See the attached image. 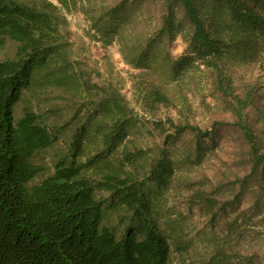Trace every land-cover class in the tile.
<instances>
[{"label":"trees","instance_id":"1","mask_svg":"<svg viewBox=\"0 0 264 264\" xmlns=\"http://www.w3.org/2000/svg\"><path fill=\"white\" fill-rule=\"evenodd\" d=\"M71 13L83 15L94 45L117 47L118 77L162 132L160 145H144L119 81L103 82L79 57ZM178 38L185 52L175 57ZM263 54L264 0H0V264H173L176 252L191 264H255L264 90L247 75L264 70ZM203 86L230 119L192 123L190 96ZM36 88L49 98L17 117ZM162 111L175 116L156 119ZM223 129L241 142L232 166L212 176L205 163ZM186 132L196 142L182 153L172 146ZM60 141L67 148L46 174L37 155ZM171 198L196 208L203 225L163 209Z\"/></svg>","mask_w":264,"mask_h":264},{"label":"rangeland","instance_id":"2","mask_svg":"<svg viewBox=\"0 0 264 264\" xmlns=\"http://www.w3.org/2000/svg\"><path fill=\"white\" fill-rule=\"evenodd\" d=\"M68 17L71 24V30L73 32L77 45L76 52L79 57L88 61L91 66L99 69L100 73L102 74L101 80L103 82L107 79H110L111 77H113V80L119 81V83L121 84L120 88L123 95L127 97V100L131 103L132 107L136 109L137 114H139L138 117L141 121L140 123L144 125L142 131V141H145L144 145L147 146L148 143L153 147L160 145L163 141L162 132L154 127V125L152 124V117L140 110V108L135 104L132 89L129 88L130 84L127 83L125 79L118 77L120 71L125 74V67L120 65L117 56H114L116 54L115 52H117V47L111 46L108 50H106V52L104 49L94 45L85 37L83 33L84 29L87 27L83 15L78 13H71ZM15 47L16 46L14 44L10 43L7 50L11 54H13L15 52ZM171 52L175 57H180L184 54L185 44L180 38H178L173 43V46H171ZM107 53L110 55V62L112 63V66L114 65L113 71H110L107 65V62L109 60L103 59L102 61H100V58H102L103 56L106 58L105 55ZM259 68V66L255 67L253 76H247L249 79L253 78V80H256L260 77V83L261 86H263L262 89L264 90V70H260ZM207 95V90L203 86L194 90L190 96V103L195 112V117L191 118V121L192 123H197L202 128L209 127L212 123L213 118L224 117L226 119H230L231 117L229 114H224L220 109H217V107L214 106L213 100L211 98L208 97V100L205 101ZM38 97H43L45 101L49 98V93L46 89L44 90V88H36L34 90L26 91L24 93L22 101L18 104L16 116L20 117L25 109L34 108L37 105ZM167 116H175V113L172 111H162L156 116V119L164 120V118ZM169 130L170 128L166 127L165 131ZM218 137V144L215 147V153L214 155H211V158L205 163L207 173L212 176L214 175V172L216 170L221 171L229 166H232L234 158L233 155L238 151L241 142L240 135L237 131L223 129L220 134H218ZM195 142L196 139L194 135L190 132H186L181 137L173 141L172 147L184 153L192 149L193 145H195ZM66 148L67 144L64 141H60L55 145L54 148L48 149L46 152L37 155V162L43 164L47 168L46 174L53 172L56 155L60 152L65 151ZM186 170H188L191 175L195 174V171L193 169ZM243 207L244 209H246L248 207L247 203H245ZM163 209L169 211V213L182 212L186 215L191 216V219L194 220L197 227H201V225H203L202 219L199 217L196 208L188 210V208L179 200L176 201L171 198L168 202L165 203V207H163ZM109 216L111 224L115 225L118 223L119 220L116 214L110 213ZM255 225L257 231H262V235H259L261 237L259 239V245H256V242L252 240V243L256 246L257 249H262V255L256 260L255 264H264V224ZM119 228H121L120 230H122L123 224H121ZM254 240H257V238ZM248 241H250V239H248ZM173 264L191 263L189 262V258L187 257V255L176 252L173 254Z\"/></svg>","mask_w":264,"mask_h":264}]
</instances>
